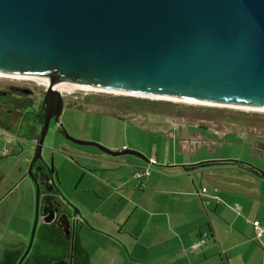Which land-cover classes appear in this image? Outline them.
<instances>
[{
	"label": "crops",
	"instance_id": "0c3cea01",
	"mask_svg": "<svg viewBox=\"0 0 264 264\" xmlns=\"http://www.w3.org/2000/svg\"><path fill=\"white\" fill-rule=\"evenodd\" d=\"M131 111L155 135L148 149L133 147L147 161L135 156L123 159L130 166L97 163L81 154L120 160L71 148L82 163L69 161L70 181L51 167L78 207L73 241L87 264H264V235L256 236L253 227L254 221L264 227V124L164 106ZM148 111L164 117L148 119ZM15 124L4 125L17 136L12 147L0 142V260L6 250L25 248L33 220L31 159L18 135L33 143L39 120L27 114L22 132ZM54 127L50 145L61 138ZM150 159L157 162L154 171L136 179ZM201 188L206 192L199 194ZM205 233V243H199Z\"/></svg>",
	"mask_w": 264,
	"mask_h": 264
},
{
	"label": "water",
	"instance_id": "95a60500",
	"mask_svg": "<svg viewBox=\"0 0 264 264\" xmlns=\"http://www.w3.org/2000/svg\"><path fill=\"white\" fill-rule=\"evenodd\" d=\"M0 74L49 83L28 168L36 187L35 217L21 264L39 221L40 183L57 191L41 155L50 121L58 123L63 110L53 85L264 111V0H0ZM64 132L74 144L103 155L147 161L138 151H113ZM42 201L43 221L63 229L72 251L80 213L69 217L50 196Z\"/></svg>",
	"mask_w": 264,
	"mask_h": 264
},
{
	"label": "rangeland",
	"instance_id": "374dc122",
	"mask_svg": "<svg viewBox=\"0 0 264 264\" xmlns=\"http://www.w3.org/2000/svg\"><path fill=\"white\" fill-rule=\"evenodd\" d=\"M28 83V84H27ZM9 84H19V85H28L31 88L42 89L46 88V86L42 83L36 82L32 79H17L12 77L0 76V90H4V88ZM62 95L65 96V100L63 101V110L59 117V123L62 124L63 128L67 131V133L76 139H81L85 141H91L99 143L113 151H120L122 145L127 147L131 146L130 150H135L133 147H140L143 149H148L150 147V138H153L154 133L145 127L146 130L143 129L145 123L137 119L136 110L138 106H164L172 109L177 112L183 113H191V114H200L208 117H231V116H246L253 121L264 124V111L260 110H247L240 108H231L224 106H213V105H204V104H193L184 101H176V100H162L156 98H150L145 96H132L125 94H116L112 92L105 91H83V90H75L74 92H61ZM74 95L78 96V100L74 99ZM87 98V99H86ZM71 99V100H70ZM92 100H96L98 103L105 102V105H98L91 103ZM89 101V103H88ZM3 102V101H2ZM1 102V103H2ZM112 102L114 105H112ZM152 103L154 105H147ZM142 104V105H141ZM70 105V106H69ZM126 106L130 111L125 110L123 106ZM158 115V114H157ZM155 113L148 111L147 118H156V117H164L160 114L157 116ZM21 118V113L16 110H11L8 106H5L4 103L0 104V120L2 121H11L17 122ZM176 122H179V119H176ZM254 122V123H255ZM52 125L49 127L48 133L45 137L44 144L42 147L41 155L42 159L45 163L50 165L51 167L54 165L57 169L60 168V176L63 180L70 181L71 180V169L72 165L69 161L74 160L78 163H82V161L78 160L77 155L74 154L73 149H84L88 151H95L100 154L99 151L96 150L93 146L86 145H73L60 138L56 140V144L50 145L49 139L52 137ZM15 127L19 130L21 128V132L23 128L21 125L15 124ZM13 132V131H12ZM7 131L6 128L0 126V142L3 143L5 141L6 148H11L14 140L15 133ZM20 132V133H21ZM21 135V134H20ZM22 136V135H21ZM18 135V138L22 139V146L28 153L29 158L32 160L34 146L32 141L25 142L23 138ZM23 137V136H22ZM10 139V141H8ZM19 140V139H18ZM68 144L69 146H63L62 144ZM32 148V152L29 148ZM114 147V148H112ZM5 148V149H6ZM124 148V147H123ZM137 151V150H135ZM139 152V151H138ZM120 161H123L125 158H135L132 155H121L115 157ZM30 160V161H31ZM123 164H126L123 161ZM132 165V164H131ZM54 183L56 186V190L59 193V199L64 205L65 212L68 216L74 214V210H77L78 207L75 206L72 202L68 200L69 191L64 189V191L60 188L62 187L63 181L59 179V174L52 172ZM66 182V181H64ZM56 191V193H57ZM35 195H36V187H33L31 199L33 201V220L35 217ZM43 194L40 193V204H39V221L38 227L41 223H43L42 217V209L44 207V202L42 201ZM87 223V222H86ZM88 224V223H87ZM37 229V228H36ZM31 232V231H30ZM36 233V232H35ZM30 235V234H29ZM29 241V237H28ZM26 241V244L28 243ZM38 241V233L34 236V242Z\"/></svg>",
	"mask_w": 264,
	"mask_h": 264
},
{
	"label": "trees",
	"instance_id": "16d2710c",
	"mask_svg": "<svg viewBox=\"0 0 264 264\" xmlns=\"http://www.w3.org/2000/svg\"><path fill=\"white\" fill-rule=\"evenodd\" d=\"M147 105L154 104L148 102ZM41 124L42 120L40 119L39 125ZM36 233H38V241L34 242L33 240L31 249L21 264H66L70 257L72 264H87L86 256L78 252L79 245L76 237L71 251V241L56 222L46 223L43 221L39 227L37 225ZM28 243L22 250H6L0 264H17Z\"/></svg>",
	"mask_w": 264,
	"mask_h": 264
},
{
	"label": "flooded vegetation",
	"instance_id": "af4514ba",
	"mask_svg": "<svg viewBox=\"0 0 264 264\" xmlns=\"http://www.w3.org/2000/svg\"><path fill=\"white\" fill-rule=\"evenodd\" d=\"M45 94H46V88L35 89V88L29 87L28 85L9 84L4 88V90H0V104L4 103L5 106H8L10 111L16 110V111L21 113V118L16 123L18 125L22 126L24 124V117L27 114L35 116L38 120H40V119L42 120V115L44 113V108H45V105L43 103V99H44ZM62 97H63V101H64L65 96L62 95ZM73 97H74V99H72V100H78V96L74 95ZM8 122L10 123L11 121L8 120ZM8 122L0 120V123L3 125V127H5L4 126L5 123L7 124ZM52 123L55 126L54 127L55 128L54 133L56 134V136H60L62 139H64L68 143L75 145L72 141H70L69 139H67L65 137L64 128H63V126H58L59 122L56 123L53 119H51L49 127L51 126ZM27 126L28 125L25 124V127H27ZM41 126H42V124L39 125V129L35 133L34 141H36L38 139ZM23 127H24V125H23ZM5 128L8 129L7 127H5ZM25 129H27V128H25ZM62 145L63 146H69L68 144H65V143H63ZM33 146H35V143H33ZM70 148H73V147L71 146ZM96 150L99 151L98 149H96ZM100 153H102V152H100ZM37 164H38V162L36 163V165ZM35 175L37 176L36 173H35ZM45 187L46 186H44V184L40 183V189H41V193L43 194V196H50V197H52V200H55V201H58L59 203H61L59 201L57 195L55 194L56 193L55 190L53 189L51 192H48ZM47 187L49 188L50 185H48ZM63 211H65L64 206H63Z\"/></svg>",
	"mask_w": 264,
	"mask_h": 264
},
{
	"label": "built area",
	"instance_id": "2783aa9c",
	"mask_svg": "<svg viewBox=\"0 0 264 264\" xmlns=\"http://www.w3.org/2000/svg\"><path fill=\"white\" fill-rule=\"evenodd\" d=\"M90 92H94V91H90ZM14 138H17V136H14ZM8 141H10V139H8ZM33 143H35V141ZM123 149H126V147H124ZM5 152H7V150ZM156 165H157L156 160L155 159H150L145 166H143L141 169L137 170L134 173V177L136 179H138V180H141V179H143L145 177H148L154 171ZM204 192H206L205 188H201V189L198 190L199 194H202ZM253 227H254V231L256 233V236L264 235V227L261 226L257 221L253 222ZM206 237H207V235L205 233L202 236V238L200 239L199 243H202V244L205 243V241L207 239Z\"/></svg>",
	"mask_w": 264,
	"mask_h": 264
},
{
	"label": "bare ground",
	"instance_id": "6f19581e",
	"mask_svg": "<svg viewBox=\"0 0 264 264\" xmlns=\"http://www.w3.org/2000/svg\"><path fill=\"white\" fill-rule=\"evenodd\" d=\"M0 76L12 77V78H17V79H32V80H35L36 82H39V83L44 84L45 86H48L49 85V83L46 82L44 79L38 78V77H15V76H10V75H5V74H0ZM53 87L55 89H57L58 91H60V92H63V91H66V92H74L75 90H83V91H105V92H109V93L111 92V91L104 90V89L88 90V89H83V88L76 87V86H64V85L56 86V85H53ZM112 93H116V92H112ZM116 94H125V95H132V96H134L133 94H126V93H116ZM135 96H137V95H135ZM150 98H156V99H162V100H174V99H168V98H163V97H150ZM176 101H184V100H176ZM184 102L193 103V104H202V103H196V102H190V101H184ZM204 105H209V104H204ZM213 106H224V107L238 108V107H235V106L221 105V104L213 105ZM240 109H242V108H240Z\"/></svg>",
	"mask_w": 264,
	"mask_h": 264
}]
</instances>
